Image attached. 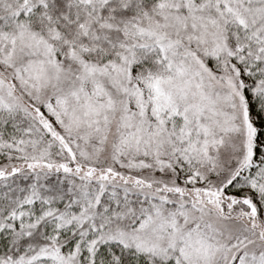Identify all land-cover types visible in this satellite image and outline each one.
Wrapping results in <instances>:
<instances>
[{"label":"trees","instance_id":"obj_1","mask_svg":"<svg viewBox=\"0 0 264 264\" xmlns=\"http://www.w3.org/2000/svg\"><path fill=\"white\" fill-rule=\"evenodd\" d=\"M214 4L172 0L165 8L164 0H38L26 5L27 10L15 6L0 10V33L21 28L27 34L41 38L63 56L59 68L65 70L59 75L56 71L49 73L54 68H49V60L44 61L45 71L49 72L40 79L48 90L25 95L22 90L10 87L8 75L0 70V174L3 175L0 178V264H55L50 262L52 253L64 254L60 264H180L178 251L169 254H164L165 250L149 251L134 236L137 226L158 207L157 199L148 197L130 182L104 180L97 183L89 175L80 177L77 173L61 170L48 172L36 165L69 162L75 171L79 170L71 160L69 149L51 130L54 119L45 97L54 90L58 93L69 91L72 95L70 88L78 82L71 79L70 69L101 71L106 61L115 67L121 57L124 60L122 72L108 81L113 90L110 103L102 104L98 126L87 124L89 132L96 128L94 137L97 139L89 141V138L80 137L83 150L80 151L84 155L78 152L75 158L81 164L116 170L124 180L128 176L148 173L142 166H134L123 159H111L117 139L127 131H136L141 124L136 113L132 117L124 108L121 91L125 90V74L130 69L128 55L135 49L128 42L123 46V40L132 29L148 33L155 39L154 48L134 52L135 70L162 72L170 58L178 56L183 63L193 57L192 50L188 49L192 41L201 45L213 39L211 33L215 34V31L212 28L220 23L216 9L221 7ZM248 5L255 13L254 27L264 32V0H249ZM193 18L196 27H200L195 36L191 33L182 35L183 43L178 47L174 39L182 36L176 30L188 26ZM170 38L172 42L168 44ZM232 46L222 49L218 57H206L205 64L212 68L216 62H224L235 69L241 86L240 95L255 134L250 161L223 187L226 195L241 200L248 198L260 217L264 212V95L260 93V86L264 84V60L247 47ZM23 53L29 58L26 51ZM183 66L188 68V79L192 81L195 77L191 66L187 62ZM253 70L255 73L251 75ZM48 77L51 81H47ZM144 118L145 123L147 117ZM42 119L49 124L46 126ZM186 136L179 139L177 145L191 153L184 155L182 163L170 154L172 171L180 183L196 172L186 184L189 187L202 185L206 181L198 176L200 163L195 149L198 150L196 144L200 137L194 133ZM160 137L164 149L172 145L168 139ZM142 142L148 141L145 138ZM134 147L143 150L139 141ZM142 155L150 160L149 156ZM17 165L26 166L9 173ZM156 168L153 173L161 176L163 169ZM238 206L243 210L250 208L242 201ZM203 209L206 210L203 215L209 218L206 222L216 225L225 235L226 230L232 229L229 226L231 220H227L232 218L224 217L227 214L218 216L210 213V209ZM21 210H32L36 215L48 211L51 214L23 224L14 223L15 215ZM66 213L72 217L71 224L63 230L54 228L52 221Z\"/></svg>","mask_w":264,"mask_h":264},{"label":"rangeland","instance_id":"obj_2","mask_svg":"<svg viewBox=\"0 0 264 264\" xmlns=\"http://www.w3.org/2000/svg\"><path fill=\"white\" fill-rule=\"evenodd\" d=\"M37 1L0 0V10L14 6L27 10L26 5ZM197 1H210L221 7L216 9L220 23L212 28L215 31V34L211 33L213 39L201 45L197 41L189 44L188 49L192 50L193 57L186 62L191 66V73L194 72L195 78L192 81L188 79V68L183 66L186 62L181 63L178 56L170 58L169 65L162 72L135 70L134 52L151 51L155 39L144 30L132 29L123 40V46L128 42L135 49L128 55L130 69L125 74V90L121 91L124 108L126 114L132 117L136 113L141 124L136 131H127L117 139L111 151V159L125 160L134 166L147 168L149 172L141 176H128L124 180L116 170L95 168L90 163L81 164L75 158L78 152L84 155L81 152L80 137L89 138V141L97 139L94 137L96 128L89 132L87 124L96 123L98 126L102 104L110 103L113 90L108 81L122 72L124 60L121 57L114 64L115 67L106 61L101 71L70 69L71 79L78 82L70 88L72 95L69 91L58 93L55 90L46 95L45 101L54 119L51 130L69 149L71 160L79 170L75 171L69 162L38 164L36 168L48 172H74L80 177L89 175L97 183L104 180L130 182L148 194V197L157 199L158 207L154 208L153 214L134 231L135 238L149 251L165 250L164 254H169L176 250L180 255V264H264V212L259 217L248 198L241 200L226 195L223 187L250 161L255 130L240 95L241 86L235 69L224 62H216L212 68L205 64L206 57H218L222 49L232 44L247 47L264 60V32L254 27L252 20L255 13L248 5L249 0ZM164 2L165 8H168L172 0ZM198 27L193 18L188 26L176 30V33L181 36L191 33L195 36ZM27 33L21 28L0 33V70L8 75L6 79L9 86L22 90L24 95L48 90L41 84V79L49 72L45 71L47 67L44 68V61L49 60V68H54L49 73L56 71L59 75V72H65L59 68L63 56L49 43ZM170 37L174 39V36ZM171 38L168 44L172 42ZM174 40L180 47L183 36ZM25 51L29 58L25 57ZM250 73L252 75L255 71ZM47 81H51V78L48 77ZM260 88V93L264 95V84ZM144 116L147 117L145 123ZM42 122L46 126L49 124L45 119ZM189 133L200 137L196 144L198 150L195 148L200 163L198 176L206 181L193 187L186 183L197 173L194 172L184 183H180L170 163V154L175 160H181V163L185 161L184 155H190L191 150L186 149V152L177 145L178 140ZM160 136L168 139L172 145L164 149ZM145 138L148 141L146 144L142 142ZM136 141L142 144L143 150L135 149ZM201 141L203 144L199 145ZM142 154L149 156L150 160L147 161ZM25 166L17 165L9 173L22 170ZM156 167L163 169L160 171L161 176L153 173ZM169 171L172 174H164ZM239 201L247 203L250 208L243 210L240 206L236 207ZM202 208L210 209V213L218 216L227 214L224 217L232 218L227 219L231 220L229 226L232 229L226 230L225 235L216 225L206 222L209 218L203 215L202 212L206 210ZM50 214L48 211L36 215L32 210H21L15 215L14 223L23 224ZM71 222L69 213L57 216L52 221L58 230L67 229ZM62 255L52 253L50 262L60 264Z\"/></svg>","mask_w":264,"mask_h":264}]
</instances>
